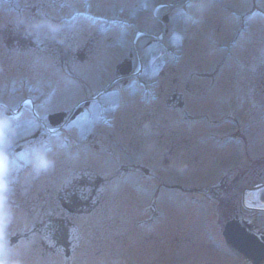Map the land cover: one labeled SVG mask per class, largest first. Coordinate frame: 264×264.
<instances>
[{
	"label": "rangeland",
	"instance_id": "374dc122",
	"mask_svg": "<svg viewBox=\"0 0 264 264\" xmlns=\"http://www.w3.org/2000/svg\"><path fill=\"white\" fill-rule=\"evenodd\" d=\"M151 2L161 5L157 7L156 15L150 11ZM262 2L259 0V4ZM172 4L178 6L175 15L181 19L177 22L179 25L174 23V30L183 37V43L172 41L183 49V58L175 67L166 61L169 57L165 59L160 46L153 45V49L144 46L150 37L165 30L167 24L163 23L162 17L168 11L173 13ZM252 4L253 0H0V33L11 39L23 37L15 41V49L9 50L0 36L1 155L11 144L31 145L36 132L49 128L43 115L74 110L87 96L116 78L115 69L121 62L129 65L131 62L135 69L138 52L142 54L144 65L147 63L145 70L149 75L145 79L159 80L161 105H152V99L138 97L137 101L123 93L122 97H126L122 102H110L113 109L117 108L115 113L121 114L123 122L119 132H110V142L105 147L112 154L121 155L124 164L116 172L119 177L110 178V183L104 185V191L119 192V195L99 199L96 210L138 209L146 203L144 199H150V189H145L144 184L150 180L172 182L185 188L193 182L198 183L200 177L207 174L206 167L209 166L207 160L199 157V152L210 148L224 149L201 135L206 131L224 133L237 126L246 127V123L250 124V116L261 117L258 126L264 128L263 109L257 108L261 99L257 96L259 93L255 92L251 98L255 105L249 107L246 100L236 95L235 88L240 85L247 88L252 84L248 61L253 36L235 38L241 18L247 21L250 15H260L251 12ZM137 11L138 29L128 32L130 29L123 30L124 24H119L118 28L112 25L105 31L103 24L107 21L127 23ZM185 12L192 14L196 22H185ZM136 24L133 22L132 26ZM136 30L141 34L133 36ZM11 39L6 41L10 46ZM32 41L34 45L29 43ZM233 41L236 44H232ZM164 42L168 47L169 42ZM27 43L29 46L25 50H18ZM150 55L154 56L150 58ZM215 69L220 71L213 79L196 75L210 74ZM253 82L257 90L264 79ZM177 91L183 95L185 106L167 109L165 100ZM25 100L44 104L41 105L42 112L38 111L41 118H36L29 110L17 109ZM92 126L88 125L89 131H93ZM96 130L97 134L99 131L104 135L108 133L107 130ZM55 141L51 148L18 153L15 159L5 162L0 159V172L4 175L0 180V264H53L39 253L33 258L27 243L23 239L16 240L24 231L28 214L35 212L34 209L57 208L58 190L66 185H55L46 177L54 175L53 170H46L44 166L58 160L62 165H71L78 149L88 153L90 164L96 158L110 166L115 163V156L102 155L95 149L99 143L89 148L82 143L73 144L71 136H59ZM256 142L259 144L258 140ZM186 147L196 150V156L189 157ZM72 171L71 167L67 175ZM110 175H114V171H110ZM82 185L88 186L79 184L78 187ZM157 207L184 209L182 204L171 208L167 205ZM149 212L145 210L139 215L130 212L128 219H117L118 225L116 221H110L112 226H108L106 232L113 234L117 227L131 232L111 235L110 239L104 237L103 243L92 251L93 256L102 259L134 256L132 237L137 226L142 228L140 224L148 218Z\"/></svg>",
	"mask_w": 264,
	"mask_h": 264
},
{
	"label": "flooded vegetation",
	"instance_id": "af4514ba",
	"mask_svg": "<svg viewBox=\"0 0 264 264\" xmlns=\"http://www.w3.org/2000/svg\"><path fill=\"white\" fill-rule=\"evenodd\" d=\"M257 3L259 0H253V9L257 8ZM136 16L138 19V11ZM237 29L238 33L246 35V39L252 35L253 40L248 61L252 84L247 88L241 85L238 89L235 87L236 95L251 107L255 105L251 99L255 92L259 95L262 93L261 97L257 95L261 98L257 108L261 106L264 116V83L255 90L253 82L264 79V16H250L247 22L241 21ZM122 65H117V76L108 84L111 83L113 92L118 91L116 99L119 102L126 97H122V87H130L132 94L138 91V87H148L142 85L143 81H138V64L135 69L131 67V81L126 78L118 81ZM232 83L235 86V81ZM105 88L103 86L78 103L73 115L69 116L70 113L66 112L65 124L70 125L69 129L64 128L63 124L51 129L56 135L69 131L73 144L82 143L92 148L99 143L95 149L102 155L115 156L114 165L103 164L101 158H96L90 164L88 153L82 149H78L73 156L72 165L63 166L61 160L60 163L50 164L48 169H52L54 175L46 177L54 183L66 184L61 186L57 197L60 207L33 210L35 212L28 214L24 231L16 240L23 239L27 243L33 258L39 253L53 264H264V128L258 126L261 117L256 116L249 117L250 124L246 123V127L237 126L224 133L206 131L201 135L224 149L210 148L199 152V157L207 160L209 166L206 167L207 174L200 177L198 183L193 182L187 188L158 179L144 183L145 189H150V199H144L146 203L134 212L139 215L146 210L150 211V215L140 224L141 229L137 226L136 234L132 237L134 256L103 259L93 256L92 251L103 243L104 237L110 239L111 235L122 236L131 232L117 227L112 234L111 231L106 232V228L112 226L110 221H116L118 225L117 219H128L132 211L111 208L103 212L96 210L99 199L106 195H119V192L104 191V185L110 183V178L119 177L116 172L124 164L121 155L112 154L105 147L109 145L110 132H119L123 122L121 114L115 113L117 108L111 110L106 104L113 92L104 91ZM179 96V93L173 92L167 97L165 104L168 108H183ZM36 107L38 111L42 110L41 105ZM34 108L33 103V112ZM55 113L58 112H49L46 117ZM88 125H93V131H89ZM95 129L107 130L108 133L104 135L103 131H99L97 134ZM50 131L47 128L34 134L33 138L41 139L39 149L55 145V139L48 138ZM185 140L190 142L189 139ZM185 152L189 157L197 154L196 150L187 147ZM71 167L73 171L68 176ZM110 171H114V175H110ZM79 184L88 186L78 187ZM257 187L260 188L253 190ZM160 194L162 196L158 197ZM177 204L184 206L183 211L157 207L167 205L171 208Z\"/></svg>",
	"mask_w": 264,
	"mask_h": 264
},
{
	"label": "water",
	"instance_id": "95a60500",
	"mask_svg": "<svg viewBox=\"0 0 264 264\" xmlns=\"http://www.w3.org/2000/svg\"><path fill=\"white\" fill-rule=\"evenodd\" d=\"M130 69V65L127 64L126 66H124L123 70L121 71V74H127L129 72Z\"/></svg>",
	"mask_w": 264,
	"mask_h": 264
},
{
	"label": "bare ground",
	"instance_id": "6f19581e",
	"mask_svg": "<svg viewBox=\"0 0 264 264\" xmlns=\"http://www.w3.org/2000/svg\"><path fill=\"white\" fill-rule=\"evenodd\" d=\"M86 158V157H85ZM84 157H83V159H85ZM79 160V159H78ZM80 161V160H79ZM57 162V161H56ZM72 165V164H71ZM50 167V164L49 165H46V166H44L43 168L44 169H48ZM132 212H134V211H136V210H138V209H130Z\"/></svg>",
	"mask_w": 264,
	"mask_h": 264
}]
</instances>
